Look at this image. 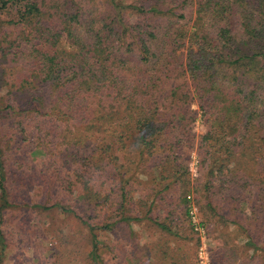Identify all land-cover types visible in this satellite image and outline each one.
<instances>
[{
	"label": "trees",
	"instance_id": "1",
	"mask_svg": "<svg viewBox=\"0 0 264 264\" xmlns=\"http://www.w3.org/2000/svg\"><path fill=\"white\" fill-rule=\"evenodd\" d=\"M0 90V264L16 186L75 219L80 264H137L122 229L147 222L146 264H200L198 226L210 264H261L264 0H0ZM18 124L35 181L8 167ZM57 181L71 203H51Z\"/></svg>",
	"mask_w": 264,
	"mask_h": 264
},
{
	"label": "rangeland",
	"instance_id": "2",
	"mask_svg": "<svg viewBox=\"0 0 264 264\" xmlns=\"http://www.w3.org/2000/svg\"><path fill=\"white\" fill-rule=\"evenodd\" d=\"M5 18V17H4ZM3 18V19H4ZM2 19V21H3ZM4 24L3 22H1ZM2 91L0 90V94ZM191 109H198L197 104L194 102ZM6 121L9 126V120L3 118L2 122ZM194 129L197 133H202L205 130L203 123L198 120ZM8 134L3 137L5 141V151L15 153V157L12 156V160L9 161L11 165L8 167L12 168V165L23 167L26 175L25 181H35L33 174L26 169L29 162L34 163L38 158H34L32 155V148L29 144L32 140H38L37 131H29L26 135L19 132V124L14 128H5ZM41 141V140H40ZM7 142L10 143L7 146ZM9 147V149H8ZM10 153H8L10 155ZM191 170L194 176L198 175L196 154L193 153V159L190 164ZM16 175V174H15ZM95 177L98 180L100 177L99 173L95 172ZM24 181L25 178L22 174L20 176ZM14 179V178H12ZM19 179V176H18ZM92 184L100 183L102 181H90ZM108 182V181H107ZM84 181H76L77 187H80ZM57 186L51 188L53 193L52 202L58 201L59 199L66 200L67 203H71V191L69 189L65 192H61L60 186L61 181H57ZM202 183L196 182V185L200 187ZM14 193L17 196L19 202L16 207L8 211L7 217L4 222L3 229L7 234L8 238V251L4 256V264H80L78 254L79 250L87 249L84 241L80 240L79 235L75 234L74 227L76 225L75 219L64 215L60 211H42L35 207L36 203H39L44 199L43 188L40 186H16ZM142 192H135L134 196L139 198ZM24 199V204L21 199ZM21 200V201H20ZM27 201V202H26ZM46 201V200H44ZM50 204L49 202H47ZM244 209H246L244 207ZM195 214L193 220L198 223V211L195 208ZM97 213V212H96ZM98 218H95V222ZM219 225V224H218ZM220 229H224L221 225ZM231 226V229H233ZM133 233L129 228H123L122 232L127 241V250H134L140 257V261L137 264H146V257L154 253L153 245L159 241L161 237L160 230L153 227L149 222L145 224L133 225ZM201 234V246L199 247L198 258L201 263V253L204 257L209 256V247L212 245V240L206 237L205 230L200 231ZM243 240V238H242ZM133 242V243H132ZM78 243L79 246L78 247ZM133 245V247L131 246ZM113 258L108 259L109 264H114ZM258 263L264 264V259L257 261Z\"/></svg>",
	"mask_w": 264,
	"mask_h": 264
},
{
	"label": "built area",
	"instance_id": "3",
	"mask_svg": "<svg viewBox=\"0 0 264 264\" xmlns=\"http://www.w3.org/2000/svg\"><path fill=\"white\" fill-rule=\"evenodd\" d=\"M195 208L193 209V211H192V214H193V218H194V214H195ZM196 229H198L199 231H202L203 232V229L202 228H200L199 226L196 228ZM201 263L202 264H210V262L208 261V258L207 257H204L203 255H202V253H201Z\"/></svg>",
	"mask_w": 264,
	"mask_h": 264
}]
</instances>
